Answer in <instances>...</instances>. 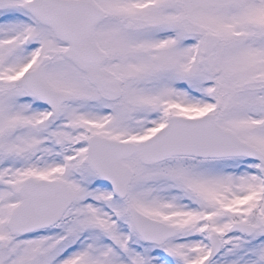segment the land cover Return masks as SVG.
Here are the masks:
<instances>
[{"label":"snow or ice","instance_id":"6c2138e0","mask_svg":"<svg viewBox=\"0 0 264 264\" xmlns=\"http://www.w3.org/2000/svg\"><path fill=\"white\" fill-rule=\"evenodd\" d=\"M0 264H264V0H0Z\"/></svg>","mask_w":264,"mask_h":264}]
</instances>
